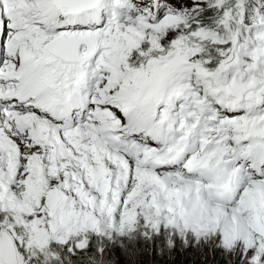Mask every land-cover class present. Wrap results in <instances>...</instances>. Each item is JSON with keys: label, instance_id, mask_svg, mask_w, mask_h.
<instances>
[{"label": "snow or ice", "instance_id": "obj_1", "mask_svg": "<svg viewBox=\"0 0 264 264\" xmlns=\"http://www.w3.org/2000/svg\"><path fill=\"white\" fill-rule=\"evenodd\" d=\"M117 238L264 264V0H0V264Z\"/></svg>", "mask_w": 264, "mask_h": 264}, {"label": "trees", "instance_id": "obj_2", "mask_svg": "<svg viewBox=\"0 0 264 264\" xmlns=\"http://www.w3.org/2000/svg\"><path fill=\"white\" fill-rule=\"evenodd\" d=\"M121 239L118 238L117 243L120 242ZM139 239L132 245V248H126L124 250H115L112 244H109V250L111 254V261L109 264H117L118 259H129L134 258L136 256H139L141 253L143 254V260L145 261V264H149L153 260V249L155 248L156 256L158 257L161 252V240L156 241H148ZM138 242V243H137ZM178 244L175 241V250L176 253L182 252L184 246H180L179 250L176 249V246ZM175 255V254H174ZM179 259H182V257H178Z\"/></svg>", "mask_w": 264, "mask_h": 264}, {"label": "rangeland", "instance_id": "obj_3", "mask_svg": "<svg viewBox=\"0 0 264 264\" xmlns=\"http://www.w3.org/2000/svg\"><path fill=\"white\" fill-rule=\"evenodd\" d=\"M117 240H118V238H117L114 242L111 243L112 246L114 247V249H115V250H120V249L124 250V249H126L125 245H126L128 242H127L126 240H120V242L117 243ZM139 241H140V239H139ZM139 241H138V242H139ZM138 242H137V243H138ZM176 243L178 244V245L176 246V249H178V250H179L180 246H184V245L182 244V242H181L179 239H176ZM179 253H180V252H179Z\"/></svg>", "mask_w": 264, "mask_h": 264}]
</instances>
